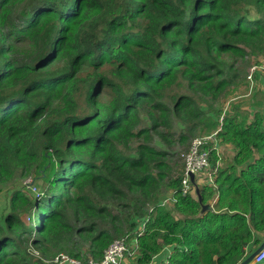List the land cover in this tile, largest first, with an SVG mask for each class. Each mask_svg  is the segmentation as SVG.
<instances>
[{
	"label": "trees",
	"instance_id": "16d2710c",
	"mask_svg": "<svg viewBox=\"0 0 264 264\" xmlns=\"http://www.w3.org/2000/svg\"><path fill=\"white\" fill-rule=\"evenodd\" d=\"M260 57L264 0H0V264H87L122 237L133 264L247 257L264 236ZM243 83L248 109L215 107ZM218 127L183 194L176 146Z\"/></svg>",
	"mask_w": 264,
	"mask_h": 264
},
{
	"label": "built area",
	"instance_id": "2783aa9c",
	"mask_svg": "<svg viewBox=\"0 0 264 264\" xmlns=\"http://www.w3.org/2000/svg\"><path fill=\"white\" fill-rule=\"evenodd\" d=\"M216 141L217 138L215 136V133L196 137L192 140L187 151L181 154V158L184 162V176L182 179V192L184 194L189 190L191 191L189 174H199L200 170L209 165V148L213 144V142L216 143ZM206 146H209V148H206ZM26 181L30 184L28 185L29 189L38 195V187L33 183L31 177L27 178ZM126 251V239L123 237L117 238L114 239V241H112V243H110L109 246L105 249L103 258L100 261L89 259L87 264H122L124 253ZM134 251L130 252L129 255H132ZM64 262H67L69 264H83L81 261L73 259L66 253H59L55 255L51 260H49V264H62Z\"/></svg>",
	"mask_w": 264,
	"mask_h": 264
},
{
	"label": "rangeland",
	"instance_id": "374dc122",
	"mask_svg": "<svg viewBox=\"0 0 264 264\" xmlns=\"http://www.w3.org/2000/svg\"><path fill=\"white\" fill-rule=\"evenodd\" d=\"M260 60H263L262 61V63H264V58H259ZM249 66H250V62H249V64H248V66H247V69H246V74H247V72H249V70H250V68H249ZM262 66H264V65H262ZM260 75H264V74H261L260 73ZM247 84V83H246ZM246 84L245 83H243V84H241V87H240V91H241V93H243L242 95H244V96H239L236 92L234 93V97H230L226 102L225 101H220V102H216L215 103V107H222L223 109L225 108V109H228V111L230 110V107H231V104L232 103H234L235 101H241V102H243L242 104H241V107H242V109H248L249 107L247 106L248 105V103L246 102L247 100H246V98L247 97H249L248 95L247 96H245V93H246ZM254 86H256V88L257 89H261L260 88V86H263V84H262V82L261 81H256V84H254ZM185 91V93H189V94H191L190 92L191 91H189V90H187V89H184ZM232 111V110H231ZM213 133H214V131H212ZM217 141H219V140H217ZM218 143V142H217ZM220 146L222 147L219 151H218V155L220 156V157H223V158H228L230 155H231V153H232V149H231V145H226V144H220ZM177 148H176V151H177V153H176V155L173 157V161H172V164L174 165V164H180L181 166H182V160H181V157H180V154H181V152L184 150L181 146H176ZM226 161H228V160H226ZM173 162H175V163H173ZM229 162H227L226 164H228ZM29 177H31V176H29ZM29 177H26L25 179H23V181H20V182H18L17 183V185L21 188V186H23V184H25V186L28 188V185H30L27 181H26V179L27 178H29ZM31 179H32V181H33V183L34 182H36L35 184L37 185V187H38V189H37V191H40V187L42 186V184H43V180L41 179V178H37V179H33L32 177H31ZM23 183V184H22ZM21 185V186H20ZM168 202L167 203H169V200H167ZM2 206H3V208H6L7 207V203L5 202V196H4V191L3 192H1L0 191V209H2V210H4L3 208H2ZM6 211H7V208L5 209ZM4 210V211H5ZM37 216V215H36ZM114 241V240H113ZM110 243H112V242H110ZM84 246H86L85 244H84ZM104 255V254H103ZM129 257L131 258V262H133V258L135 257V253L133 254V255H131V256H128V253H126L125 255H124V263L123 264H128L129 262ZM73 259H75V260H81V259H79V258H75V257H72ZM157 258V257H156ZM135 259V258H134ZM87 263H88V261H87Z\"/></svg>",
	"mask_w": 264,
	"mask_h": 264
},
{
	"label": "clouds",
	"instance_id": "9594fccd",
	"mask_svg": "<svg viewBox=\"0 0 264 264\" xmlns=\"http://www.w3.org/2000/svg\"><path fill=\"white\" fill-rule=\"evenodd\" d=\"M262 61L263 60H261V63H259V64H254V65H250L249 66V68H250V70H249V72H247V74H246V79L249 81V84L250 85H254V84H256V81H260V79L261 78H258V77H256V79H254V77H255V75L256 74H258L259 76H260V73L261 74H264V66H262V65H264V63H262ZM263 76V75H262ZM220 130V127H218L216 130H214V133H215V136H216V138L218 137L217 136V133H218V131ZM211 133H213V132H211ZM210 134V133H209ZM205 135H208V134H205ZM205 135H202V136H205ZM196 137H201V136H196ZM196 137H193L191 140H190V142H189V144H188V146H187V148L185 149V150H183L182 152H181V154L182 153H184L185 151H187V149L189 148V146H190V144H191V142H192V140L194 139V138H196ZM218 140V139H217ZM217 142V141H216ZM206 148H209V146H206ZM181 154H180V157H181ZM209 154V153H208ZM219 157V156H218ZM221 157H219V159H220ZM181 160H182V158H181ZM220 160H218L217 161V163H216V165L218 166V162H219ZM182 163L184 164V162H183V160H182ZM209 173L212 175V180H213V171H209ZM190 174H192L193 175V181H194V179L196 180V178H197V176H198V174H193V173H190ZM190 174H189V179H190ZM183 176H184V174H183ZM210 178H211V176H210ZM183 179V178H182ZM190 182H192V180L190 179ZM36 182H34V184H35ZM181 183H182V181H181ZM36 185V184H35ZM37 186V185H36ZM192 190V189H191ZM34 193V192H33ZM36 194V193H35ZM184 194V193H183ZM37 195V194H36ZM42 195V193H40V191H39V194L36 196V197H39V196H41ZM167 200H170V199H166L165 200V202H168ZM171 201V200H170ZM173 201V200H172ZM212 206V205H211ZM263 240H264V236H263ZM263 240L261 241V243L263 242ZM260 243V244H261ZM259 244V245H260ZM258 245V246H259ZM257 246V247H258ZM256 247V248H257ZM255 248V249H256ZM255 249H253L251 252H250V254L255 250ZM134 253H135V251H134ZM133 253V254H134ZM132 254V255H133ZM249 254V255H250ZM129 256H131V255H129ZM246 258V257H245ZM244 258V259H245ZM91 259V258H90ZM244 259H242V260H244ZM241 260V261H242ZM240 261V262H241ZM239 262V263H240ZM264 262V247L258 252V253H256L255 255H254V257H253V259L250 261V263H248V264H251V263H263ZM124 263V258H123V262H122V264ZM238 263V264H239Z\"/></svg>",
	"mask_w": 264,
	"mask_h": 264
},
{
	"label": "water",
	"instance_id": "95a60500",
	"mask_svg": "<svg viewBox=\"0 0 264 264\" xmlns=\"http://www.w3.org/2000/svg\"><path fill=\"white\" fill-rule=\"evenodd\" d=\"M193 175L190 174V179L193 181ZM199 201H200V197H199ZM209 209H212V206L211 204L209 203H206V204H202V208L201 210L204 211V210H209ZM264 247V240L263 242L250 254L248 255L244 260H242L239 264H248L250 263V261L253 259L254 255L256 253H258L262 248Z\"/></svg>",
	"mask_w": 264,
	"mask_h": 264
},
{
	"label": "crops",
	"instance_id": "0c3cea01",
	"mask_svg": "<svg viewBox=\"0 0 264 264\" xmlns=\"http://www.w3.org/2000/svg\"><path fill=\"white\" fill-rule=\"evenodd\" d=\"M130 258V257H129ZM129 263L128 264H133V262H131V260L129 259V261H128ZM251 264H258V263H251ZM259 264H264V262L263 263H259Z\"/></svg>",
	"mask_w": 264,
	"mask_h": 264
},
{
	"label": "bare ground",
	"instance_id": "6f19581e",
	"mask_svg": "<svg viewBox=\"0 0 264 264\" xmlns=\"http://www.w3.org/2000/svg\"><path fill=\"white\" fill-rule=\"evenodd\" d=\"M105 251V250H104Z\"/></svg>",
	"mask_w": 264,
	"mask_h": 264
}]
</instances>
